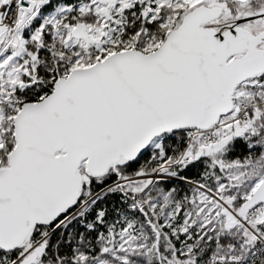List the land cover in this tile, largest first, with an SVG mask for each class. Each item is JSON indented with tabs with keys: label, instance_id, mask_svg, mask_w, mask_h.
I'll use <instances>...</instances> for the list:
<instances>
[{
	"label": "snow or ice",
	"instance_id": "obj_1",
	"mask_svg": "<svg viewBox=\"0 0 264 264\" xmlns=\"http://www.w3.org/2000/svg\"><path fill=\"white\" fill-rule=\"evenodd\" d=\"M0 264H264V0H0Z\"/></svg>",
	"mask_w": 264,
	"mask_h": 264
}]
</instances>
